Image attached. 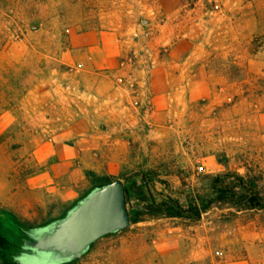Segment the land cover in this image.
<instances>
[{"label":"rangeland","instance_id":"1","mask_svg":"<svg viewBox=\"0 0 264 264\" xmlns=\"http://www.w3.org/2000/svg\"><path fill=\"white\" fill-rule=\"evenodd\" d=\"M45 169L53 192L30 182ZM239 177L264 201V0H0L8 260L47 262L44 231L103 178L138 222L64 264H264L263 210L151 212L201 210Z\"/></svg>","mask_w":264,"mask_h":264},{"label":"water","instance_id":"2","mask_svg":"<svg viewBox=\"0 0 264 264\" xmlns=\"http://www.w3.org/2000/svg\"><path fill=\"white\" fill-rule=\"evenodd\" d=\"M130 225L124 184L115 181L96 189L67 218L48 226L37 250L44 264H64L82 257L99 239Z\"/></svg>","mask_w":264,"mask_h":264},{"label":"trees","instance_id":"3","mask_svg":"<svg viewBox=\"0 0 264 264\" xmlns=\"http://www.w3.org/2000/svg\"><path fill=\"white\" fill-rule=\"evenodd\" d=\"M90 174H93V173H90ZM239 181L242 182L241 185L239 186V188L243 190L242 193H238L235 190V188L237 187L221 188L216 191L217 197H215L213 200H210L208 202V205L203 207L201 210L198 208H193L192 204H190L189 209H185L178 202L172 201V204L174 206H170L168 203H162V204L156 205L155 202H152L153 205H151L150 208L153 210L151 212L161 214V215H166V217L168 218L199 219L202 213L207 212L213 207V204H220V205L222 204L225 206L229 205L233 208H236L239 211H252V210L254 211L263 210L264 211V201L262 198H260L259 194L255 192L256 189H253L254 187L252 188V185H248L246 182H244L245 180L242 177H239ZM112 182L113 181L110 179L98 178L96 179L94 184H96L97 186L96 188H101ZM124 191H125L126 204H128L129 196H128V191L126 187H124ZM86 199H84V201ZM77 207L78 206H76L74 209H76ZM72 211H70V213ZM68 215L65 218H67ZM130 220L132 224H135L138 222V220L132 216H130ZM9 246L10 244H9L8 239L3 234L0 233V260L2 264H17L14 261L8 260L7 257L5 256V251L8 249Z\"/></svg>","mask_w":264,"mask_h":264},{"label":"crops","instance_id":"4","mask_svg":"<svg viewBox=\"0 0 264 264\" xmlns=\"http://www.w3.org/2000/svg\"><path fill=\"white\" fill-rule=\"evenodd\" d=\"M51 177H52L51 172H49L48 169H45V170H41V171H38V172L32 174L30 176V178H31L30 182H31L32 186H34V187H36L37 184H41V185H44V187H49V189L52 190L51 192H53L55 187L51 185L54 183V182H52L53 180ZM71 198H73V197L71 196Z\"/></svg>","mask_w":264,"mask_h":264}]
</instances>
